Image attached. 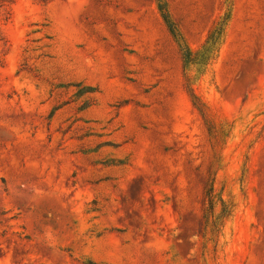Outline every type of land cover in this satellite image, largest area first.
I'll list each match as a JSON object with an SVG mask.
<instances>
[{"label": "rangeland", "instance_id": "1", "mask_svg": "<svg viewBox=\"0 0 264 264\" xmlns=\"http://www.w3.org/2000/svg\"><path fill=\"white\" fill-rule=\"evenodd\" d=\"M0 264H264V0H0Z\"/></svg>", "mask_w": 264, "mask_h": 264}, {"label": "trees", "instance_id": "2", "mask_svg": "<svg viewBox=\"0 0 264 264\" xmlns=\"http://www.w3.org/2000/svg\"><path fill=\"white\" fill-rule=\"evenodd\" d=\"M10 2H13V0H10Z\"/></svg>", "mask_w": 264, "mask_h": 264}]
</instances>
